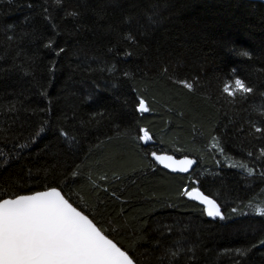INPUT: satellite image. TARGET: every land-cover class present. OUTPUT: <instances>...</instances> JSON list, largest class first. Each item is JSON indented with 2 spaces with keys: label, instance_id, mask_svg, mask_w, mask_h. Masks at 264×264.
Listing matches in <instances>:
<instances>
[{
  "label": "trees",
  "instance_id": "16d2710c",
  "mask_svg": "<svg viewBox=\"0 0 264 264\" xmlns=\"http://www.w3.org/2000/svg\"><path fill=\"white\" fill-rule=\"evenodd\" d=\"M236 77L254 91L225 93ZM261 148L264 2L0 0V198L58 179L138 264H169V248L184 249L173 264H264V216L231 211L264 208ZM152 151L196 166L170 173ZM193 179L226 219L182 195Z\"/></svg>",
  "mask_w": 264,
  "mask_h": 264
},
{
  "label": "snow or ice",
  "instance_id": "6c2138e0",
  "mask_svg": "<svg viewBox=\"0 0 264 264\" xmlns=\"http://www.w3.org/2000/svg\"><path fill=\"white\" fill-rule=\"evenodd\" d=\"M52 43L49 41L50 45ZM241 54L250 55L248 52ZM179 83L189 90H195L194 82L180 80ZM223 91L234 97L237 93H252L254 89L247 86L244 80L236 77L234 86L231 82H227ZM136 108L140 112L148 110L143 97L139 98ZM40 131L42 132L43 128ZM139 132L142 133L138 136L139 141L148 142L153 139L147 128L141 127ZM61 135L67 138V133L63 130ZM38 136L39 133L31 136V139L36 140ZM219 144L220 142L217 141V145ZM147 155L146 153L145 156ZM150 155L159 164L168 168H180L184 172H188L195 163L188 155L179 160L171 155H159L155 151ZM251 155L250 152L249 156ZM260 159L264 161V148L260 149ZM152 166L155 167V164ZM237 166L242 167L249 175L255 171L253 167H248L247 163ZM71 175L75 177L77 172L73 171ZM260 176L264 179V169L261 170ZM51 182L57 186H45L43 191H27L26 194L5 192L3 198H0V264H138L118 240L114 237L110 238L111 231L106 234L103 222L97 220L96 214L92 211L96 205L84 201L82 210L81 202L73 200L70 193L66 194L62 191L66 185L58 179ZM92 183L96 184V181ZM96 187L97 190L103 187L107 191L106 186L96 185ZM182 195L200 202L203 212L208 217H219L221 220L227 218L218 200L212 195L205 194L199 186L191 187L190 190L185 186ZM244 209L264 216V208L252 205L251 201L231 211L235 213ZM257 244L264 246V238L258 240ZM183 251V248L167 249L169 264H173V258L178 257ZM234 251L243 256L249 249L236 248Z\"/></svg>",
  "mask_w": 264,
  "mask_h": 264
},
{
  "label": "water",
  "instance_id": "95a60500",
  "mask_svg": "<svg viewBox=\"0 0 264 264\" xmlns=\"http://www.w3.org/2000/svg\"><path fill=\"white\" fill-rule=\"evenodd\" d=\"M253 1H261V2H264V0H253ZM144 144H150L151 142H152V140L151 141H148V142H145V141H142ZM153 152V151H152ZM156 152V151H155ZM157 154H159V155H171V156H174L173 154H170V153H166V152H156ZM151 154V153H150ZM149 154V157H150V159L156 164V165H158L159 167H161L162 169H164V170H166V171H168V172H170V173H173V174H189L193 169H194V167L196 166V159L195 158H193V157H191L194 161H195V163H194V165L188 170V172H184V171H182L180 168H168V167H166V165H162V164H159V162H157V161H155V159L153 158V157H151V155ZM177 160H179V159H181L183 156H181V157H176V156H174ZM192 184H193V186L192 187H195V186H198V182L196 181V180H192ZM45 190V189H44ZM189 190H190V188H189ZM39 191H43V190H39ZM188 199H191V200H193V201H195L194 199H192V198H189V197H187ZM195 202H197L198 204H200L201 205V203L200 202H198V201H195ZM202 206V205H201ZM217 218H219V217H217Z\"/></svg>",
  "mask_w": 264,
  "mask_h": 264
}]
</instances>
